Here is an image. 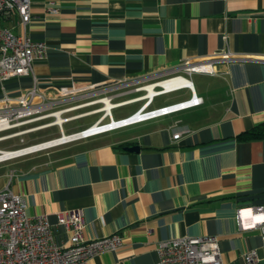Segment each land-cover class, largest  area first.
Returning <instances> with one entry per match:
<instances>
[{
  "label": "crops",
  "instance_id": "obj_1",
  "mask_svg": "<svg viewBox=\"0 0 264 264\" xmlns=\"http://www.w3.org/2000/svg\"><path fill=\"white\" fill-rule=\"evenodd\" d=\"M10 21L23 31L18 17ZM26 32L46 42L47 55L33 74L0 80V98L36 82L51 101L46 113L67 119L65 135L96 123L105 96L116 108L141 102L118 118L113 108L114 120L182 101L154 106L160 95L148 102L146 90L126 83L186 62L214 59L213 72L188 74L208 75L211 93L199 94L187 77L202 104L11 159L17 161L0 171V190L9 185L25 196L27 213L52 223L60 211L83 209L87 239L122 235L119 249L88 264H153L159 242L185 235H217L225 264H247L250 249L264 255L260 230H242L237 221L238 209L246 208L250 224L248 208L264 204V137L240 136L264 124V0H32ZM96 114L66 131L67 122ZM55 119L30 126L51 123L34 132L58 127V136L43 141L57 138ZM136 144L138 151L127 149ZM55 234L59 242L67 238L61 226Z\"/></svg>",
  "mask_w": 264,
  "mask_h": 264
},
{
  "label": "built area",
  "instance_id": "obj_2",
  "mask_svg": "<svg viewBox=\"0 0 264 264\" xmlns=\"http://www.w3.org/2000/svg\"><path fill=\"white\" fill-rule=\"evenodd\" d=\"M50 11L57 13L58 10L52 8ZM15 17L20 19L23 28L21 33H16L11 24L10 19H15ZM31 20L32 0H0V80L2 82L14 77L33 74L35 61L47 55L46 42L35 40L26 32ZM202 63L204 62L195 64L186 62L182 66L179 65L174 69L146 78L152 81L146 85L154 84L155 88L159 92L164 91L163 93L189 88L191 97L188 99L152 111H144L142 108L133 115L120 120H114L112 115L113 108L118 107L119 103H114L110 109H105L104 105V113L96 123L69 135L63 132L62 124L67 120L64 118L59 123L62 132L59 137L15 149L0 148V163L72 140L110 131L149 117L200 105L203 103V98L196 94L192 82L189 86L175 85L169 88L158 84L185 76V73L214 71V61L207 66ZM140 81H135V83L130 81L126 84L133 85ZM146 85L137 86V89L143 90ZM158 95L161 94L148 98V102ZM104 98L110 97L105 96L98 100L103 101ZM50 104L51 101H47L40 93L36 82L31 89L17 97L5 94L0 98V142L19 137L20 143L24 144L25 135L51 123L37 126H30V124L51 116H55V122H57L61 113L57 111L46 113L48 107H51ZM107 118L109 120L106 121ZM181 134L182 131L175 132L173 137L179 138ZM245 209L240 208L237 211L239 227L242 230L248 227L258 228L264 249V204L248 208L252 214L250 224L244 223L242 212ZM258 217L261 219L256 220ZM85 225L84 211L80 208L58 212L56 223H52L46 214L30 215L27 213L25 196L14 193L9 185H6L0 190V264H88L89 260L98 253L105 250H117L123 245V237L119 233L93 239L85 238ZM60 226L67 233L64 242H59L56 238L55 230ZM244 259L247 264H259L264 262V255L261 256L257 249H250L244 254ZM153 264H225V262L217 235H185L159 242L157 260Z\"/></svg>",
  "mask_w": 264,
  "mask_h": 264
},
{
  "label": "rangeland",
  "instance_id": "obj_3",
  "mask_svg": "<svg viewBox=\"0 0 264 264\" xmlns=\"http://www.w3.org/2000/svg\"><path fill=\"white\" fill-rule=\"evenodd\" d=\"M213 60L214 59H208V60H205V61H202V62L211 63ZM183 64H181V66ZM184 75L187 76V77H191L192 78V80L194 81L196 89H197L199 94H202L205 91L210 92L209 89H210L211 78L208 75L198 74V73L197 74H193L191 76H189L188 74H184ZM149 76H151V75H147V76H144V77H140L139 79L132 80L133 83H135V81H138V80H141V81H140V83H138L136 85L135 84H133V85L128 84L127 86H130V87H127V89L137 88V86H143V85H146V84L152 82V81L146 80V78H148ZM142 79H144V80L142 81ZM144 93H145V91H144ZM189 97H190V91L188 89H181V90H178V91H175V92H171V93H168V94H163V95L158 96L156 98V102H155L154 106L160 105V104H164V103H168V102H173V101H176V100H184V99H187ZM122 98H124V97H122ZM119 99H121V98H118L116 100H119ZM140 104H141V102L135 103V104H131V105H126V106H121L119 108H116V109L113 110L114 117L118 118V117H120L122 115H126V114L132 112L133 110H135ZM99 115L100 114H96V115H93V116H90L88 118H84V119H81V120L67 122L64 125L65 129L68 132L70 127L79 126L80 124L88 125L89 123H92L94 120H96L99 117ZM59 134H60V132H59L58 127H51V128L43 129V130L34 132L32 134L26 135L25 136L26 143H24V144H20L19 143L20 142V138L18 137V138H13V139H10V140H5V141L0 142V146L1 147H13V146L14 147H20V146H23V145H26V144L37 143V142L43 141V140H45L47 138L58 136ZM16 161H17V159L1 163L0 164V171L7 170L9 165H11L12 163H15Z\"/></svg>",
  "mask_w": 264,
  "mask_h": 264
},
{
  "label": "bare ground",
  "instance_id": "obj_4",
  "mask_svg": "<svg viewBox=\"0 0 264 264\" xmlns=\"http://www.w3.org/2000/svg\"><path fill=\"white\" fill-rule=\"evenodd\" d=\"M158 85H164L167 88H169L171 86H175V85L189 86V85H191V80H189L185 76H181V77L175 78V79L170 80V81L161 82ZM143 89L146 90V92H147L144 95V97H147V98H152L154 95L162 94L164 92V91L159 92V90L155 88L154 84H149V85L143 87ZM103 102H105V109H110L113 106V104H114L113 101L112 102L110 101V98H105L103 100ZM57 115H59V113H57ZM61 122H62V118L60 117L57 120V123H61ZM65 138H67V136H65Z\"/></svg>",
  "mask_w": 264,
  "mask_h": 264
},
{
  "label": "trees",
  "instance_id": "obj_5",
  "mask_svg": "<svg viewBox=\"0 0 264 264\" xmlns=\"http://www.w3.org/2000/svg\"><path fill=\"white\" fill-rule=\"evenodd\" d=\"M242 138H255V137H264V124L257 125L242 134H240Z\"/></svg>",
  "mask_w": 264,
  "mask_h": 264
},
{
  "label": "water",
  "instance_id": "obj_6",
  "mask_svg": "<svg viewBox=\"0 0 264 264\" xmlns=\"http://www.w3.org/2000/svg\"><path fill=\"white\" fill-rule=\"evenodd\" d=\"M128 150H131V151H138L140 149V146L139 145H130L127 147Z\"/></svg>",
  "mask_w": 264,
  "mask_h": 264
}]
</instances>
